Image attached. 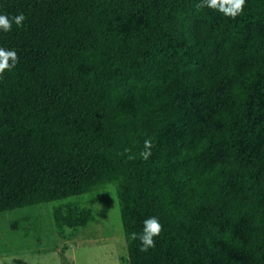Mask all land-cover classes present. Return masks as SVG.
Segmentation results:
<instances>
[{"label":"trees","instance_id":"obj_1","mask_svg":"<svg viewBox=\"0 0 264 264\" xmlns=\"http://www.w3.org/2000/svg\"><path fill=\"white\" fill-rule=\"evenodd\" d=\"M198 2L0 0V213L118 182L130 264H264V0Z\"/></svg>","mask_w":264,"mask_h":264},{"label":"rangeland","instance_id":"obj_2","mask_svg":"<svg viewBox=\"0 0 264 264\" xmlns=\"http://www.w3.org/2000/svg\"><path fill=\"white\" fill-rule=\"evenodd\" d=\"M128 106L135 109L133 102ZM56 208L73 222L60 228ZM129 259L118 182L78 197L0 213V264H130ZM234 259L248 260L243 254Z\"/></svg>","mask_w":264,"mask_h":264},{"label":"clouds","instance_id":"obj_3","mask_svg":"<svg viewBox=\"0 0 264 264\" xmlns=\"http://www.w3.org/2000/svg\"><path fill=\"white\" fill-rule=\"evenodd\" d=\"M245 6V0H200L195 7L197 10L203 8H210L217 10L223 15L236 18L238 15L242 14ZM26 17L24 14L17 13L13 14L11 17L7 14H0V30L4 32H10L12 30V25L15 24L17 27H22L23 22ZM18 55L15 50H9L5 48H0V75H2L6 70H11L16 67L18 63ZM152 141L151 139H146L144 141V150L140 152V157L143 160H148L152 152ZM125 149V152H128ZM134 158V157H129ZM162 224L156 217H150L144 221L142 233L133 232L130 235V239L135 241L139 239L141 241L142 247L141 252H146L149 248L155 246L154 237L159 236L162 231Z\"/></svg>","mask_w":264,"mask_h":264}]
</instances>
